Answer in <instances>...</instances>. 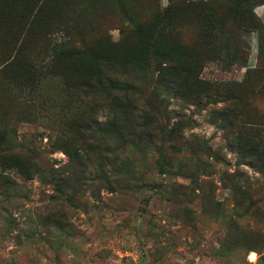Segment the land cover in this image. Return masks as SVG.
<instances>
[{"label":"rangeland","instance_id":"1","mask_svg":"<svg viewBox=\"0 0 264 264\" xmlns=\"http://www.w3.org/2000/svg\"><path fill=\"white\" fill-rule=\"evenodd\" d=\"M241 1L196 0L186 8L200 38L222 49L200 73L210 84L241 83L257 65L264 0L241 5L254 16L246 27ZM138 2L143 13L168 5ZM81 21L114 41L121 36L110 3L83 11ZM238 39L243 60L229 45ZM157 70L106 69L120 86L117 107L110 90L76 96L56 79L38 84L36 119L10 120L16 136L0 146V264H264V90L243 110L225 99L194 103L180 97L171 73ZM241 110L245 117L234 119ZM76 114L99 124L86 134L98 148L88 161L73 162L53 146L73 134Z\"/></svg>","mask_w":264,"mask_h":264},{"label":"trees","instance_id":"2","mask_svg":"<svg viewBox=\"0 0 264 264\" xmlns=\"http://www.w3.org/2000/svg\"><path fill=\"white\" fill-rule=\"evenodd\" d=\"M106 3H110L113 16L121 23L117 41L93 22L81 21L83 11L92 8L94 12ZM196 3V0H168L162 11L143 13L138 0H0V146L4 136H16V130L8 124L10 120L36 119L35 109L40 102L37 86L42 80L56 79L65 93L76 96L110 90L109 97L114 98L113 105L117 107L116 91L120 86L115 76L108 75L110 68L146 70L157 65L159 75L164 71L171 73L170 83L181 98L194 103L208 98L225 99L242 110L251 106L260 90H264V34L260 37L257 65L246 70L243 82L210 84L199 77L200 73L207 60L221 59L222 49L217 48V52L200 38L198 23L187 16L186 8ZM244 3L245 0L239 3L238 17L246 27L254 16L241 6ZM69 13L73 22L70 25ZM62 31H70L71 39L54 42V36ZM74 37L76 40H72ZM225 40L231 42L229 37ZM233 41L229 45L243 60V42ZM36 56H42V60L34 63ZM228 59L229 65L237 61ZM34 67L55 71L39 74L31 70ZM16 107H21V113L15 111ZM242 110L232 114L234 119L245 117ZM93 124L99 126L94 118L76 114L71 118L73 134L61 136L53 146L73 162L93 159L90 153L96 154L98 148L92 147L94 137L86 135ZM20 174L26 179L31 177L26 167L20 169ZM5 176L0 173V178L6 179Z\"/></svg>","mask_w":264,"mask_h":264},{"label":"bare ground","instance_id":"3","mask_svg":"<svg viewBox=\"0 0 264 264\" xmlns=\"http://www.w3.org/2000/svg\"><path fill=\"white\" fill-rule=\"evenodd\" d=\"M255 259V254L253 252H251L249 254V260L252 262Z\"/></svg>","mask_w":264,"mask_h":264}]
</instances>
